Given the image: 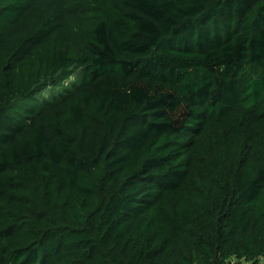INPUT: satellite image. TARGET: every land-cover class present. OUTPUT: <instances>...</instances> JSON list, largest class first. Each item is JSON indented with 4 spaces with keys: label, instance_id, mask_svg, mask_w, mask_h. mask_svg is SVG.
<instances>
[{
    "label": "trees",
    "instance_id": "obj_1",
    "mask_svg": "<svg viewBox=\"0 0 264 264\" xmlns=\"http://www.w3.org/2000/svg\"><path fill=\"white\" fill-rule=\"evenodd\" d=\"M0 264H264V0H0Z\"/></svg>",
    "mask_w": 264,
    "mask_h": 264
},
{
    "label": "rangeland",
    "instance_id": "obj_2",
    "mask_svg": "<svg viewBox=\"0 0 264 264\" xmlns=\"http://www.w3.org/2000/svg\"><path fill=\"white\" fill-rule=\"evenodd\" d=\"M63 92V90H62V88L61 87H59V88H54V89H49L48 91H46V93L45 94H43V95H40V97L42 98V99H45V98H49L51 95H56L57 93H62ZM36 104H38V102H31L30 103V105H36ZM38 106V105H37Z\"/></svg>",
    "mask_w": 264,
    "mask_h": 264
}]
</instances>
